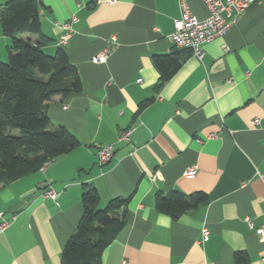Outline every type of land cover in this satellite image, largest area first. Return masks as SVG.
<instances>
[{
    "label": "crops",
    "instance_id": "0c3cea01",
    "mask_svg": "<svg viewBox=\"0 0 264 264\" xmlns=\"http://www.w3.org/2000/svg\"><path fill=\"white\" fill-rule=\"evenodd\" d=\"M11 1L0 0V8ZM185 2L198 20L208 17L205 0ZM37 5L40 32L21 38L40 43L48 55L62 47L76 68L80 92L54 97L47 115L52 128H65L79 146L0 188L6 222L0 264H60L82 215L84 184L98 190L99 208L128 199L126 223L100 264H264V241L255 232L264 221V0L232 15L230 28L203 45L200 60L168 39L179 0ZM72 18L60 46L66 31L59 25ZM9 45L0 23V62L8 60ZM104 51L105 61L96 62ZM169 53L181 65L156 89L153 56ZM129 128V140H119ZM108 144L112 159L99 163L97 149ZM191 167L195 175L185 176ZM48 181L55 200L42 195ZM170 192L203 193L206 200L173 219L154 204L157 193ZM202 229L209 237L199 242Z\"/></svg>",
    "mask_w": 264,
    "mask_h": 264
},
{
    "label": "trees",
    "instance_id": "16d2710c",
    "mask_svg": "<svg viewBox=\"0 0 264 264\" xmlns=\"http://www.w3.org/2000/svg\"><path fill=\"white\" fill-rule=\"evenodd\" d=\"M0 23L10 39L8 60L0 62L1 188L79 146L77 138L65 128H52L47 105L54 97L79 93L80 79L62 47L47 55L40 43L21 38L40 32L37 0H12L0 8ZM153 63L160 72L156 89L181 65L176 53L154 55ZM204 200L203 193H157L154 204L158 212L177 219ZM80 202L82 215L62 249L60 264H100L104 249L126 223V198H113L99 208L98 190L84 184Z\"/></svg>",
    "mask_w": 264,
    "mask_h": 264
},
{
    "label": "built area",
    "instance_id": "2783aa9c",
    "mask_svg": "<svg viewBox=\"0 0 264 264\" xmlns=\"http://www.w3.org/2000/svg\"><path fill=\"white\" fill-rule=\"evenodd\" d=\"M256 0H205V4L208 9V17L203 20H198L189 11L185 0H179L180 17L173 21V32L168 36L169 41L177 49H188L192 55L197 59H201L203 56V45L212 41L216 37L222 36L233 23V19L229 20L232 15L234 18L239 17L247 8L252 5ZM107 5H113L117 0H103ZM79 6V5H78ZM76 21L72 20L60 23L61 29L66 33L60 37L58 44L64 46L69 38V32L72 30V23ZM58 24V23H55ZM114 40V39H113ZM107 57L106 51L99 53L94 60L96 62H104ZM257 120L253 123L257 124ZM133 128H129L119 135V140L128 141L129 136ZM209 137H215V134L209 135ZM114 152V147L111 144L99 146L97 149V158L99 163L105 164L111 161ZM50 161L46 162L41 169L45 168ZM195 167L188 168L184 175L192 177L195 175ZM49 181L42 184L44 198L55 200L58 197V193L51 189ZM264 216V211H263ZM0 215V233L6 227V222L1 220ZM244 221L250 229H253V223L250 217H245ZM255 232L259 235L260 240L264 241V221L255 229ZM209 237V231L202 229L201 238L199 242H204ZM121 264H126L122 261ZM184 264V263H183Z\"/></svg>",
    "mask_w": 264,
    "mask_h": 264
},
{
    "label": "rangeland",
    "instance_id": "374dc122",
    "mask_svg": "<svg viewBox=\"0 0 264 264\" xmlns=\"http://www.w3.org/2000/svg\"><path fill=\"white\" fill-rule=\"evenodd\" d=\"M47 54V53H46ZM48 55V54H47Z\"/></svg>",
    "mask_w": 264,
    "mask_h": 264
}]
</instances>
